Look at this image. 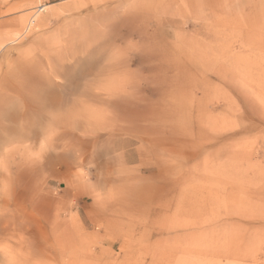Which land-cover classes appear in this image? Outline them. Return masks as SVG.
I'll use <instances>...</instances> for the list:
<instances>
[{
	"label": "rangeland",
	"instance_id": "rangeland-1",
	"mask_svg": "<svg viewBox=\"0 0 264 264\" xmlns=\"http://www.w3.org/2000/svg\"><path fill=\"white\" fill-rule=\"evenodd\" d=\"M0 264H264V0H0Z\"/></svg>",
	"mask_w": 264,
	"mask_h": 264
},
{
	"label": "bare ground",
	"instance_id": "bare-ground-1",
	"mask_svg": "<svg viewBox=\"0 0 264 264\" xmlns=\"http://www.w3.org/2000/svg\"><path fill=\"white\" fill-rule=\"evenodd\" d=\"M149 30V29H148ZM146 32H147V30H146ZM136 34H137V32H135ZM152 34V33H151ZM156 44V43H155ZM154 44V45H155ZM163 44V43H162ZM168 46V45H167ZM169 48V47H168ZM165 55V54H164ZM49 62V64L51 65V61L49 60L48 61ZM110 62V61H109ZM40 66H42V65H40ZM39 67V66H38ZM41 68V67H40ZM43 68V67H42ZM35 69H38V68H35ZM33 71H35V70H33ZM52 73H56V71L54 70V68H52L51 70H50V72L49 73H46L45 71H44V69H39V71H38V76H42V77H39L40 79H38V81H37V83H33V84H29V83H25V87H24V90L22 89V93H21V95L22 96H24L28 101H29V97L32 95V94H38V96H39V89H38V86L39 87H41L42 86V84L44 83H46L48 86H50L51 85V80H50V75L52 74ZM34 75H35V72L33 73ZM35 77V76H34ZM36 81V80H35ZM184 89V88H183ZM172 90V89H171ZM173 91V90H172ZM177 109V108H176ZM66 114H70L71 112H68V111H66L65 112ZM172 114V113H171ZM180 114V113H179ZM158 115V114H157ZM181 115V114H180ZM177 117V116H176ZM56 119H55V121H58L59 120V118L58 117H55ZM160 118V117H159ZM68 120V119H67ZM64 121V120H63ZM166 131V130H165ZM61 254V253H60ZM62 255V254H61Z\"/></svg>",
	"mask_w": 264,
	"mask_h": 264
},
{
	"label": "snow or ice",
	"instance_id": "snow-or-ice-1",
	"mask_svg": "<svg viewBox=\"0 0 264 264\" xmlns=\"http://www.w3.org/2000/svg\"><path fill=\"white\" fill-rule=\"evenodd\" d=\"M160 39L162 40V38ZM117 52H119V49H117ZM28 99H29V103L35 106L34 110H36L40 105V98L38 94H32ZM5 118L7 119V114Z\"/></svg>",
	"mask_w": 264,
	"mask_h": 264
}]
</instances>
